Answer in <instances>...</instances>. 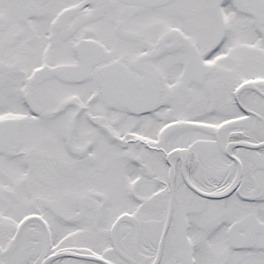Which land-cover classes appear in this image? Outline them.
I'll list each match as a JSON object with an SVG mask.
<instances>
[{"label": "flooded vegetation", "instance_id": "flooded-vegetation-1", "mask_svg": "<svg viewBox=\"0 0 264 264\" xmlns=\"http://www.w3.org/2000/svg\"><path fill=\"white\" fill-rule=\"evenodd\" d=\"M178 1L0 0V253L12 251L2 242L8 235L17 238L23 228L27 235L11 261L225 264L229 256L264 264V55L260 62L248 55L249 63L236 55L237 26L253 32L254 48L264 47V0H185L190 29L142 32L156 25L145 13ZM145 35L157 45L143 46L128 63L124 42ZM175 88L188 96L165 103ZM68 91L82 119L69 120L58 103ZM194 99L203 103L193 106ZM118 113L124 131L115 127ZM27 118L50 121L37 146L22 143ZM87 124L110 136L83 145L78 136ZM166 130L174 141L165 140ZM146 153L158 156L157 166L147 169L135 156ZM111 192L134 208L114 213ZM145 207L156 215L142 217ZM34 220L42 227L34 229Z\"/></svg>", "mask_w": 264, "mask_h": 264}, {"label": "rangeland", "instance_id": "rangeland-1", "mask_svg": "<svg viewBox=\"0 0 264 264\" xmlns=\"http://www.w3.org/2000/svg\"><path fill=\"white\" fill-rule=\"evenodd\" d=\"M96 5H100L99 4V0H95V3L93 4V7L96 6ZM175 6H179V9H176ZM187 8V5H185V0H179L178 3H175L174 5H168V6H165L164 8H162L160 11H155V10H152L150 11L149 13H145V18L147 19V22L150 20H152L153 22L156 23V25H152V24H149L147 23L148 25H150V27L144 29L142 32L145 31V33L148 32H156V37L157 36H163V35H166L168 33H171V34H174V31L172 30V27L171 25H175V24H182L183 26H185V29L188 30V28L190 29V22L189 20H191L192 16L191 14H189V17H188V14H187V11H186V8ZM201 12L204 14V9L201 8ZM206 16V15H205ZM205 18V17H204ZM199 24H203L204 26V22H198ZM66 22L63 24V28H66ZM207 25L205 24V27ZM155 28L154 31L150 30ZM210 27V25L208 26ZM241 30V31H240ZM246 31V30H245ZM243 31L242 29H240L238 26H237V40L240 39V46L239 48L237 49V56H248V55H254V56H257L254 58L257 59L259 62L261 61L260 60V56L261 55H264V47L262 49H259V48H254L255 47V44H253V46L250 44V43H256V39L254 40V38H250L252 37V34L253 32L251 31ZM144 33V34H145ZM150 34V33H149ZM151 35V34H150ZM146 36V35H145ZM153 37L151 36H146L145 40H139L137 43H126L124 42L125 44H127L129 46V53L125 55V57H122L120 55H117L115 57L119 58V57H122L123 59H125L126 61H128V63H131L132 61H134V59L136 58L138 52L141 50V48L143 46H146L147 44L149 45H152V46H156L157 44L153 42ZM179 39V38H178ZM253 39V41H252ZM234 40V35H233V32L230 34L229 36V41H232ZM171 42V38L169 37L167 39V43L170 44ZM123 44V45H125ZM228 45H231V44H228L227 43V46ZM263 45V44H262ZM170 46V45H169ZM185 57H186V53L183 54ZM238 60H242L241 58L237 57ZM34 60H35V57L33 59H29L28 60V64H33L34 63ZM247 61L248 63L250 62V59L247 57ZM22 67H24L22 65ZM176 88H179L178 87V83H180V79L176 80ZM52 85L56 86V82H51ZM83 89H79L78 91L80 92V94L85 97L86 94L88 93V89L86 90L84 88V86H82ZM93 88H96L95 86ZM176 88L174 89L175 91V94L173 95V97L171 99H169L171 97V90L169 91V96H167L166 99H164V102L165 103H171L172 101H176V102H180V97L176 95V93L178 95H184V96H188L184 93H182L181 91H179L178 89L176 90ZM73 89H78V88H71V90ZM70 90V91H71ZM39 96V95H38ZM42 98H44V96L42 95L41 96ZM195 101V105H197V103H203V101L201 99H194ZM93 104H94V110L97 111L95 114H100L102 110H104V106H103V103L100 99V97L98 96V94H96L94 97H93ZM187 102H189V100H186L185 101H182V103L184 104H187ZM58 103H64L65 105H67L65 108H66V115H69V120L72 119L74 116L76 117H80L79 119H82L83 116H82V113L79 112V109L80 107L82 108V106L80 105V103L74 99L71 98L70 96V93L69 91L64 94L63 96H61L58 100ZM171 106V105H170ZM201 107V106H200ZM49 108V107H48ZM196 107H194L195 109ZM179 109H187V110H193L192 107H179ZM181 113H179L178 115H180ZM52 115V114H51ZM122 115L123 113H118V117L116 118H113L114 120L116 119L117 120V123H115V127L118 128L120 131H124L125 128H127L126 125L122 124ZM172 115H173V112H172ZM14 117H18V114L16 115H13ZM189 117H195V116H192V115H187ZM168 117H163L162 118V122L167 120ZM197 118V117H196ZM199 118H203L202 116H200ZM112 120V118H111ZM84 123L86 125V120L84 119ZM68 124V123H67ZM71 125V122L69 123ZM88 125V124H87ZM157 126V124L153 125L152 127L150 128H146L144 129L143 131L145 132L146 135H151L153 136L154 135V131H155V127ZM50 127V121H48L47 119L43 118V119H37V118H27L25 119L22 124H21V132H22V143L23 144H27L28 146H37L38 145V141H40V136L41 134L43 133V131H47V130H50L49 129ZM86 129L85 130H82V132L79 133V136H78V141L80 143H82L83 145L88 143L89 140H99L100 141H106L107 140V137L110 136V134L107 135V133H105L104 131H102L101 129L99 128H96V127H92L90 124L88 126L85 127ZM71 130V129H70ZM150 133V134H149ZM175 132H172V134L169 132V130H166V132L164 133V136H165V140H173L174 141V135ZM177 133V131H176ZM64 135V133H63ZM69 135V134H68ZM70 136V135H69ZM72 143V141H71ZM104 145V144H103ZM105 146V145H104ZM107 148H110L112 149L111 146H106ZM116 148V146H114ZM93 151V150H92ZM113 151H117V152H122L119 148H116L115 150ZM133 151V150H132ZM145 149L144 148H140V153L143 152V154L145 153ZM136 152V150H135ZM143 154H139V155H135V156H139L143 162L145 163V165L148 167L147 169H150V168H154L155 166L158 165V156L153 154V153H146L145 155ZM131 156L132 153H131ZM69 161V160H68ZM49 166H53V161L51 160L50 163H49ZM127 167V166H126ZM130 169H132V166L130 165L129 166ZM10 184V181L8 182ZM14 181L11 182V185L13 186L14 185ZM117 192H111L108 196L110 198V208L113 210L114 213L118 212L119 210L123 209V208H134L133 205H130V206H125L123 205V202H120L118 200V197H117ZM4 196H7L6 193H3ZM18 196L20 197L21 196V193L20 195L18 194ZM120 196V194H119ZM21 200L22 202H27V199L25 197H21ZM10 209L13 211V205H11ZM9 209V210H10ZM137 208H135L136 210ZM1 210V209H0ZM2 210H5L4 208ZM153 210L152 208H149V207H145L144 209H142V213L140 212L141 216L144 217L145 219L147 217H151V214L153 215H156V213L154 212L153 213ZM138 212V210H136ZM221 214H223V212H221ZM54 223L56 225L59 226V223L58 222H55ZM109 223V221L107 222V224ZM157 223V222H156ZM34 224L36 225L34 229H36V227H42V223L41 221H37V220H34ZM213 224V223H212ZM28 225V224H27ZM125 226V224H124ZM27 226H25L26 228ZM24 235H26V232H25V229L23 228L22 232L19 233L18 237L17 238H12L10 235L7 236V238L3 239L2 242L5 243V245H8L10 247V249L13 251L14 248H15V245H17L18 243L24 241L23 239H25ZM27 236V235H26ZM20 238V239H18ZM18 239V240H17ZM100 239H103L100 237ZM53 243V242H52ZM51 243V244H52ZM215 243L218 245L215 249H218L216 250L215 252L216 253H220L222 252V245L223 244V239L220 238V239H216ZM97 244L99 246H103L104 245V242L103 240H99L98 238V242ZM10 251V255H8L7 253H0V260L1 262H3V264H17L16 261H11V255L12 253L14 254V252ZM227 254H225L224 252L220 255H216V254H211L210 253V257H212V261L213 260H216V261H219L220 259H223ZM258 255H262V254H258ZM257 255V256H258ZM249 256V255H247ZM263 256V255H262ZM227 258L224 259V263L225 264H237L235 263V260H233L232 258H230L229 256H226ZM249 257H253V256H249ZM264 258V257H263ZM242 260H239L238 264H246L245 262H241Z\"/></svg>", "mask_w": 264, "mask_h": 264}, {"label": "water", "instance_id": "water-1", "mask_svg": "<svg viewBox=\"0 0 264 264\" xmlns=\"http://www.w3.org/2000/svg\"><path fill=\"white\" fill-rule=\"evenodd\" d=\"M122 216H128V214H123Z\"/></svg>", "mask_w": 264, "mask_h": 264}]
</instances>
